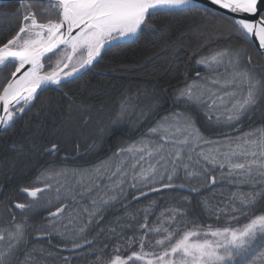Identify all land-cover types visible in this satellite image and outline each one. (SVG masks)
<instances>
[{"label":"snow or ice","instance_id":"obj_1","mask_svg":"<svg viewBox=\"0 0 264 264\" xmlns=\"http://www.w3.org/2000/svg\"><path fill=\"white\" fill-rule=\"evenodd\" d=\"M0 20V264H264V125L205 135L264 119V0H0ZM144 44L187 57L171 96L109 104L103 78Z\"/></svg>","mask_w":264,"mask_h":264},{"label":"trees","instance_id":"obj_2","mask_svg":"<svg viewBox=\"0 0 264 264\" xmlns=\"http://www.w3.org/2000/svg\"><path fill=\"white\" fill-rule=\"evenodd\" d=\"M6 23H8V21L0 20V24H6ZM0 31H2V29H0ZM156 53L159 54V58H155L154 61L151 62L144 71H141L139 66L144 64L145 61H147L148 57L154 56V54ZM186 61H187V57L184 56L183 54H181V56L178 59L172 56H166L162 52H159L158 49L153 48L150 44H144L141 47L136 48L134 51H129L127 53L126 63L130 71H128L126 74H122L119 72L112 73L111 70H109L108 75L103 78V83L105 84V86L111 89L109 92V95L105 97V99L107 100L109 104H112L115 102L116 97L119 95V92L120 90H122V88L129 87L133 91H135L137 88L144 89L145 87H147L148 89H151L153 86H155L156 90L160 92L161 94H165L164 89H169L166 95L170 97L171 96L170 87L174 83L171 79L170 72L175 69V64L177 62L183 65V63ZM113 85H115L114 88L112 87ZM170 109H172V105H171V100L169 99L168 102L164 105V108L161 109L158 114L153 115L150 121L144 123V125L140 127L138 130H133L131 132L125 130L121 135L129 137L131 140H135L141 133L146 131V129L150 127L152 123H154V121L158 118L159 115H163L164 112ZM25 119L27 120L28 117H25ZM242 124H244L243 127L237 133L246 131L253 127L264 125V119H261L259 115L257 114L252 120L245 119L242 122ZM230 130H233V129L228 128L226 130H221V129L215 128L214 130H211V129L206 130L205 135L215 139V138H218V137H215V135L219 134L220 132H227ZM233 135H237V134L235 133ZM115 143H116L115 138L110 140L108 142V145L105 146L102 152H99L98 154L91 156L90 158L87 159V161L79 160L78 161L79 164L84 165V166H89L91 164L98 163L100 159H103L105 156L110 154L109 148L113 146ZM7 147H8L7 143L0 141V156L4 154V149H6ZM81 151H83V149H81ZM49 164H50L49 159L41 160L39 165H37L36 167L30 168V170H28L25 175L17 176L16 179L10 183L9 188L6 189V193H11L12 190L20 182H28V181L34 180L39 175L40 171L43 168L48 167ZM4 182H5V178L2 174H0V183H4ZM221 189H223L225 194H227V192L229 191L235 190V189L229 188L227 186L226 181L217 185L216 190L220 191ZM209 194L210 193H206V195H209ZM153 198H155V196H153ZM5 202L6 201H4V195H0V209L3 208V203ZM68 203L72 206L68 210L70 212L77 207V202H73L69 200ZM88 203H89L88 199H85L82 201V204L84 206H86ZM43 215H45V213H41L40 216L34 217L33 218L34 222L39 221ZM109 219H111L110 216H109ZM204 219L207 221V223H213L212 218H209L206 216ZM91 235L92 233L90 232L89 237H91ZM39 243L45 246L48 245L47 240H41L39 241ZM52 243L56 244L57 241L53 240ZM62 254L68 255L69 253H62ZM77 264H82V262H77Z\"/></svg>","mask_w":264,"mask_h":264},{"label":"rangeland","instance_id":"obj_3","mask_svg":"<svg viewBox=\"0 0 264 264\" xmlns=\"http://www.w3.org/2000/svg\"><path fill=\"white\" fill-rule=\"evenodd\" d=\"M253 128H255V127H253ZM218 129H221V130H226V129H228L227 127H225V128H218ZM250 129H248V130H246V131H243V132H247V131H249ZM240 133H242V132H240ZM240 133H236L237 135H239ZM99 162V161H98ZM85 200V199H84ZM83 201V200H82ZM82 201H79V202H77V207L75 208L76 210H79L80 208H82V207H84V205L82 204Z\"/></svg>","mask_w":264,"mask_h":264},{"label":"flooded vegetation","instance_id":"obj_4","mask_svg":"<svg viewBox=\"0 0 264 264\" xmlns=\"http://www.w3.org/2000/svg\"><path fill=\"white\" fill-rule=\"evenodd\" d=\"M242 127H243V126H242ZM49 161L51 162L50 158H49ZM57 163H60V161L58 160ZM68 164H69V165H72L73 162H72L71 160H69V161H68ZM76 164H77V165H80L78 161H76Z\"/></svg>","mask_w":264,"mask_h":264},{"label":"water","instance_id":"obj_5","mask_svg":"<svg viewBox=\"0 0 264 264\" xmlns=\"http://www.w3.org/2000/svg\"><path fill=\"white\" fill-rule=\"evenodd\" d=\"M230 132L234 133V132H236V131L233 130V131H230ZM216 136H218V135H216Z\"/></svg>","mask_w":264,"mask_h":264}]
</instances>
